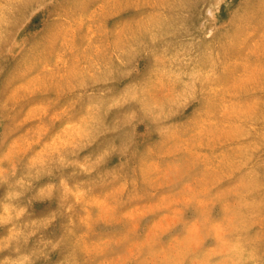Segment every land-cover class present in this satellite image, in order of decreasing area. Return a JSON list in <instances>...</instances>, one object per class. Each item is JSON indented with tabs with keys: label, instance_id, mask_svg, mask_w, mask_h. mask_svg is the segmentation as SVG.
Here are the masks:
<instances>
[{
	"label": "rangeland",
	"instance_id": "obj_1",
	"mask_svg": "<svg viewBox=\"0 0 264 264\" xmlns=\"http://www.w3.org/2000/svg\"><path fill=\"white\" fill-rule=\"evenodd\" d=\"M0 264H264V0H0Z\"/></svg>",
	"mask_w": 264,
	"mask_h": 264
}]
</instances>
